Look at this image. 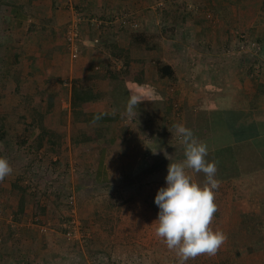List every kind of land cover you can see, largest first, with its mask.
<instances>
[{"label": "crops", "instance_id": "0c3cea01", "mask_svg": "<svg viewBox=\"0 0 264 264\" xmlns=\"http://www.w3.org/2000/svg\"><path fill=\"white\" fill-rule=\"evenodd\" d=\"M178 1L192 2L197 8L183 14L160 0H0V157L12 167L11 175L0 181V264H67L73 254L72 243L62 233H36L46 231L51 222L35 223L32 201L26 200L23 215L16 214L20 195L16 180L20 186L39 187L31 169L55 171L68 180L76 170L71 165L87 160L82 172L92 174L96 184L111 177L142 178L152 163L160 164L158 170L166 175L170 162L185 160L181 137L173 127L177 123L208 146V160L216 163L219 181L215 204L229 228L253 227L258 235L255 242H264V0ZM71 2L84 3L86 10L103 17L130 9L124 13L139 20L140 28L130 37L115 24L100 42L88 46L93 55L70 59L62 29L73 15ZM156 2L158 10H150ZM163 16L175 28H163ZM155 18L163 20L160 26L154 27ZM39 19L49 25L36 26ZM112 34L116 36L110 40ZM238 34L257 40L260 53L236 49ZM109 41L143 60L140 83L102 77L105 63L98 60V52L106 51ZM7 51L13 52L10 58L3 56ZM93 58L98 80L93 89L100 95L88 108L87 119L94 125L110 124L109 135L71 144L64 138L63 125L61 140L56 141L64 149L93 147L84 162L81 156L51 152L47 138L37 140L38 124L25 109L46 119L55 114L54 99L61 94L57 86L78 77L88 81ZM163 65L169 66V74L161 73ZM130 92L144 98L133 115L126 112ZM36 98L43 99L37 109L33 108ZM53 162L61 166L53 168ZM185 171L204 182L202 172ZM86 189L92 187L80 189V194L86 195Z\"/></svg>", "mask_w": 264, "mask_h": 264}, {"label": "rangeland", "instance_id": "374dc122", "mask_svg": "<svg viewBox=\"0 0 264 264\" xmlns=\"http://www.w3.org/2000/svg\"><path fill=\"white\" fill-rule=\"evenodd\" d=\"M160 1L162 3H165L166 1V5L171 3L170 5L176 6V10L181 9L183 14H190V12H193L194 9L197 8L196 4L192 2L179 3L178 0V2H175L176 0ZM162 3L159 5L160 8L163 6ZM153 4H150L151 7H149V9L155 11L158 10V3H155V8L153 7ZM5 6L10 5L7 4ZM2 8L4 9L3 6ZM71 8L73 15L65 21L66 24L63 25L62 30L65 34L73 22L78 23L79 33L74 44H71L69 40L67 41V37H65V44H63V46H65V53L68 54L70 59L74 60L93 55V52H88V46H94L97 42H100V37L107 32L109 33L113 31L115 24L118 25L117 29L122 30L124 33L128 32L130 37H133L141 25L139 20L132 18L131 16H129L131 18L130 22H119V18L125 14L124 12H128L130 9H121L122 11L120 10L119 12H116L114 16H111L110 13H108L103 17L100 16L101 14L98 15L97 13L86 10L87 8L84 3L79 4L71 2ZM169 10L170 8H167L165 11L168 12ZM126 15H129V13H126ZM113 20L114 22L112 24L97 25L98 21L108 23ZM162 21V19L159 20L155 18L153 23L154 27L160 26ZM131 22L137 23V26L133 27ZM164 22L166 25L165 27L163 26V28L169 30L175 28V26L171 24L172 22L167 24L165 19ZM32 24L35 26V23ZM45 25L49 24L43 19H39L36 23V26L40 27H45ZM88 36L92 38L90 42ZM111 36V39L109 36V38L107 37L108 40H113L116 35L112 34ZM120 36L121 34L119 37ZM106 46H108L106 51L103 52L100 50L98 52L100 53L98 60H101V63L103 61L105 62L107 58L109 59L110 56L112 57L111 51L113 50L114 52L127 50L131 57L130 50L119 47L114 41L107 42ZM84 47L86 49H84ZM0 53L2 54V52ZM12 53L13 52L7 51L3 56L5 58H10V56L13 55ZM27 53H31V55L35 53V56L39 55L38 52L36 53L34 51H28ZM139 57L140 56L131 57V59L142 60ZM91 61L94 63L91 62L92 66L90 67V71H93L90 73L92 75L91 78L86 82H82L81 77L72 78L68 85H58L57 88L61 94L54 99L53 106L56 113L47 119L43 118L46 122H49L60 131L63 125L67 126L68 124L70 127L69 130L67 131L65 126L62 133H64V138L72 140L71 144L76 143L75 140L79 137L78 132L80 129L86 130L89 128L82 124V114L79 115V120L75 119L77 116L73 114L71 108V86L73 81H75V86L79 89L81 86H83V88L87 86L93 88V85L98 82L97 75L94 74V71H97V69L93 68L96 65V60L93 58ZM120 61L122 62L121 59ZM116 64L120 66V62H116ZM42 101L43 99L36 98L33 108L35 107V109H37ZM41 106L44 108L43 104ZM90 107V105H81L76 108H82V110L85 111V117H87V113L90 114L88 111V108ZM25 112L28 113L29 118L32 116L37 120L38 114H34L28 109V107L25 109ZM109 125L110 124L105 123L98 124L97 126L101 129V133L108 136ZM66 133L68 136L65 135ZM21 134L24 135L25 131ZM84 149L85 151L83 152ZM89 149L92 150L93 147L78 148L75 146L70 149L68 147L64 149L62 146L58 150L60 152L58 154L61 155V153L64 152V155H68L71 153V155L75 157L81 156V159L84 157L82 160L85 162L89 158V155L93 153L89 151ZM81 152H83V154H81ZM23 154L24 153H21V156L25 157ZM21 156L20 158H22ZM87 162L88 160L85 163ZM85 163H73V166L71 165V167L76 170L71 171L72 174L69 176L70 179L68 178V180L61 179L55 174V171H53V173L45 174V172H41V169L38 170L39 172H34L32 169L29 170V173H31L30 176L32 175L33 180L37 181V184L40 186L39 188L42 190H45L46 188L49 191L51 190L49 192L50 196H47V198L42 196L41 199L42 202H46L48 207L45 219H49L52 224L56 218L57 227L59 229L61 227L64 228V218L73 216L80 222V233L82 237L72 245L71 252L73 254H71V260L67 262V264H178L176 253L173 250L168 249L163 240L155 235L156 225L153 221L157 218L158 214L153 212L150 208L145 207L143 202L146 188L149 189L151 187H162L166 185L165 178L167 173L166 175H163L158 170V167L161 165L158 163H152L149 165V168H147L148 173L142 178H136V176L134 178L124 177L122 179L111 177L107 182L96 184L93 182L92 174L91 177L89 173L82 172L84 169L83 164ZM57 166L53 168H56ZM59 166H61V164ZM30 182H32V179ZM86 186H91L92 189L83 190V193H86L87 191L86 195L80 194V189H83ZM54 191H59L61 196L56 198ZM69 195L73 196V201H70ZM68 200L70 201V204L68 203ZM111 204L113 206H110ZM71 209H73V211H71ZM96 213H101L102 215L97 216ZM86 222H88V224H86ZM66 223L64 224L66 225ZM51 224L48 226L49 228L46 226V231L38 229L36 233L48 236L57 231L64 235V231H61V229H54ZM228 224L229 222L223 219L221 210L217 207L212 227L214 230H221L227 237L226 241L221 245L215 255H201L195 259L188 260L186 264H264V242H255L258 235L254 228H229ZM261 237L264 238V233Z\"/></svg>", "mask_w": 264, "mask_h": 264}, {"label": "clouds", "instance_id": "9594fccd", "mask_svg": "<svg viewBox=\"0 0 264 264\" xmlns=\"http://www.w3.org/2000/svg\"><path fill=\"white\" fill-rule=\"evenodd\" d=\"M143 99L141 95L130 92L126 112L135 114ZM173 127L181 137L185 160L168 164L167 186L159 188L155 196L159 211L153 223L156 225L155 235L176 253L178 264H186L201 255H215L227 237L212 227L217 211L214 190L219 188V181L215 178L216 163L206 159L208 146L185 125L177 123ZM164 154L171 161L170 155ZM186 168L195 173L202 172L204 182L201 184L194 180L186 173ZM11 173L7 158L0 157V181Z\"/></svg>", "mask_w": 264, "mask_h": 264}, {"label": "trees", "instance_id": "16d2710c", "mask_svg": "<svg viewBox=\"0 0 264 264\" xmlns=\"http://www.w3.org/2000/svg\"><path fill=\"white\" fill-rule=\"evenodd\" d=\"M1 3V2H0ZM112 57L110 56L109 59L107 58L105 60V64L103 66V75L102 77L107 80V81H118V80H129V81H134L137 83H140L143 79V60L140 59H131L129 56V52L127 50H120V52L116 51L114 52L111 51ZM115 59V60H114ZM122 60V62L120 61ZM115 61V62H114ZM116 62H120V66L116 68L117 64ZM171 72V69L169 68L168 65H163L161 67V73L163 75L169 74ZM76 82L73 81V84L71 86V108L73 111V114L76 115L75 119L79 118V115H83V121L82 124L85 126H88V129H80L78 132V139L79 141H89L94 138H98L103 136L104 134L100 132V128L97 125H94L93 123L89 122L87 117H85V111L82 110V108H76L77 106H88L95 101V99H99V92L95 91L92 87L87 86L84 87L81 86L80 89L75 86ZM77 110H76V109ZM34 120V119H33ZM79 120V119H78ZM38 124V129L39 133L37 136V140H42L47 138L48 140H51L50 142V151L53 153H60L58 150L61 148L60 142L58 144L56 141L61 140V131L56 129L55 126L51 125L47 126L43 122V116L40 114L38 115L37 120H34ZM80 122V121H79ZM93 132V133H92ZM103 137H107V135H104ZM206 159H209V156L206 157ZM59 166V163L53 162V167ZM204 180V176H202L201 181ZM18 180L15 181L14 186H17L20 191L19 195V201L17 205V211L16 214L18 215H23L24 213V205L26 200L32 201L33 204V209H32V216L37 217L35 220V223L38 224H44L45 223V215L48 210L46 202H42V196L46 197L50 196L49 195V190L47 188L45 190H42L39 188L37 185L32 186L29 184L26 185H18L16 184ZM31 183V182H30ZM162 186V187H166ZM33 187V188H32ZM146 188V187H145ZM161 187H151V188H146L145 191V196L143 197V202L145 207L150 208L153 212L158 214L159 208L155 204V196L157 194L158 189ZM54 195L56 198H59L61 196L59 191H54ZM69 201V200H68ZM70 204V201L68 202ZM69 206V205H67ZM110 206H113L112 204ZM71 207V206H69ZM97 216L102 215L101 213H96ZM69 218H64L66 223ZM61 220V219H60ZM58 221V219H57ZM63 223L64 228H60L61 231H65V224ZM52 227L54 229H59L57 227L56 223V218L54 219V222H52ZM59 229V230H60ZM74 245L76 242H69Z\"/></svg>", "mask_w": 264, "mask_h": 264}, {"label": "built area", "instance_id": "2783aa9c", "mask_svg": "<svg viewBox=\"0 0 264 264\" xmlns=\"http://www.w3.org/2000/svg\"><path fill=\"white\" fill-rule=\"evenodd\" d=\"M131 18L129 17V15L123 14L120 18H119V22L120 23H127L130 22ZM114 22L113 21H109L108 23L105 22L103 23L102 21H98L97 25H106V24H112ZM131 25L133 27L137 26V23L135 22H131ZM78 33H79V28H78V23L77 22H73L69 29H67L66 32V37H67V41L69 40L71 44H74V41L77 39L78 37ZM237 38L239 39L235 45L236 49L238 50H247L249 51L251 54H258L260 53L261 50V45L258 43L257 40H248L247 36L244 34H238ZM69 199L70 201H73V196L69 195ZM71 211H73V209H71ZM73 215V214H71ZM81 226H80V222L77 220V218L70 216L66 225H65V231H64V237L68 242H76L79 241V239L82 237L81 236Z\"/></svg>", "mask_w": 264, "mask_h": 264}]
</instances>
